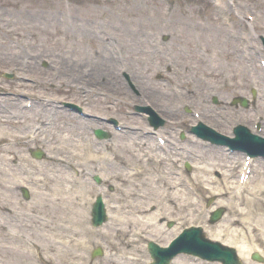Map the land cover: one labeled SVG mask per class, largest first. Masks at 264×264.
I'll return each mask as SVG.
<instances>
[{"label":"rangeland","instance_id":"1","mask_svg":"<svg viewBox=\"0 0 264 264\" xmlns=\"http://www.w3.org/2000/svg\"><path fill=\"white\" fill-rule=\"evenodd\" d=\"M247 15L252 17L251 22L246 20ZM255 32L264 35V0H0V90L8 92L0 95V110L11 112L9 117L1 112L0 131L3 128L4 132L0 136L10 141L15 138L26 141L6 143L5 148H0V165L7 163L20 177L19 181H13L10 190L0 189V264H142L148 259L146 237L165 242L172 231L182 226L205 225L203 201L222 189L227 193L220 198L221 204L228 210L216 227L206 228L209 235L243 247L246 253L247 249H258L264 256V160L252 159L251 175L245 183H240L238 174L246 156L206 146L194 136L188 139L195 144L187 141L183 145L193 160V175L180 173L179 185L170 177L167 161L160 158L159 171L155 173L163 176L158 184L163 193L159 194L163 196L161 204L156 203V211L150 213L147 205L153 200L146 203L142 200L144 212H137L148 224L134 225V231L118 237L111 232L113 235L107 237L90 232L93 230L87 221V208L99 190L90 178L96 171L115 186V191L105 196L110 216L117 212L112 207L124 204V197L129 194L153 191L145 182L149 167L154 166L152 161L142 157L146 165L142 169L136 163L137 156L133 159L131 156L144 147L140 140L133 141L139 132L130 135L123 130L114 131L112 141L97 147L91 134V128L99 126L96 116H115L122 126L144 130L147 128L144 120L131 114L132 104L150 102L171 122L180 113L182 123H193L194 117L185 114L181 107L201 104L195 101L194 80H198L195 75L212 74L216 76L215 84L219 83L220 75H227L225 78H234L230 81L232 87L236 83V87L246 88L247 82L238 80L239 73L242 69L250 70L253 79L256 71L237 49L252 47ZM163 34L170 36L165 42L161 39ZM196 40H201L204 48L201 50L208 53L209 62L205 57L192 56ZM222 56H228L227 60L217 63ZM196 58L200 63L196 64ZM43 59L47 62L44 67ZM167 64L173 69L168 81L155 80L154 74L159 70L164 72ZM4 71L13 73L14 78L3 77ZM122 71L128 73L138 95L127 86ZM102 75L107 82L100 85ZM97 81L99 86H94ZM198 81L205 87L206 82ZM226 92L232 93V89ZM22 93L33 97L35 102L34 109L26 110L25 115L18 109L22 100L17 94ZM62 101L80 105L90 117L62 108ZM195 112L205 123L209 122L205 108H196ZM64 114L63 119H55ZM42 121L45 125L39 124ZM60 126L64 129H58ZM37 132H41L40 136ZM158 134L162 135L160 132L152 135L155 141ZM66 135L81 143L79 157L72 160L81 163L85 198H75L76 189L71 188L68 178L65 184L62 178L58 179L67 172L60 162L47 161L48 154L71 160V145H63L62 138ZM27 146L43 148L46 156L43 160H30ZM149 150L155 154L154 147ZM5 155L8 160L1 161ZM85 159L87 163L83 162ZM136 167L142 172H136ZM215 170L220 174L218 180ZM165 176L169 181H165ZM207 181L210 185L205 184ZM23 183L30 192L27 200L18 189ZM185 197L197 202V209L191 215L188 207L181 206ZM50 198L75 201L80 212L71 203L60 211L50 204ZM4 199L15 204V208L4 205ZM34 201L51 218V230L58 231L55 238L41 229L38 222L41 217L31 220V213L23 212ZM4 207L10 210L5 211ZM12 209L20 210L21 218ZM128 209L125 206L124 211ZM51 211L56 212L55 217ZM158 215L173 220L174 229L164 230V223L157 222ZM107 226L109 230L112 227ZM18 236L26 240L21 241ZM97 243L104 246L106 253L89 262L88 249ZM172 264L207 263L180 255Z\"/></svg>","mask_w":264,"mask_h":264},{"label":"bare ground","instance_id":"2","mask_svg":"<svg viewBox=\"0 0 264 264\" xmlns=\"http://www.w3.org/2000/svg\"><path fill=\"white\" fill-rule=\"evenodd\" d=\"M1 107V106H0ZM1 112H4V111H1L0 110V117H1ZM6 117H9L11 115V112L10 111H7V112H4ZM19 115L21 113H18ZM22 115H25V113H23ZM61 117H64V116H58V118H61ZM25 123V122H24ZM71 127H75L73 124L69 125ZM60 130L64 129L62 126H60V128H58ZM66 131H67V128H66ZM0 132H4L3 128H1V131ZM41 132L38 133L37 132V135L40 136ZM57 133L54 132V135H56ZM4 138V137H1L0 136V140ZM63 145L66 146L67 143L71 145L70 148H72L73 150H69L72 154V157L70 158L72 160L73 157H79V149L81 147V143H80V140H77V139H73L70 140V136L69 135H66L64 136L63 138ZM19 138H15V140L13 141H10L8 140L7 143H13V142H19L18 141ZM6 145H0V148H5ZM51 155V154H50ZM54 157V158H53ZM54 162H60L65 168H66V163L67 162H70V160H64V158L62 159V157H58V156H52ZM87 158V157H86ZM8 160V157L7 155L3 156L1 161H7ZM20 161V159H18ZM83 162H87V159L83 160ZM20 163H18V161L16 162V165H19ZM76 166H81V163H75ZM25 172H28V173H31L32 171H29V170H24ZM5 176H7L9 178L6 179ZM62 177L58 178V179H61L64 180L63 184L66 183V178H68L69 180V183L70 185L72 186L71 188H74L76 189V192L75 193V198H85L84 197V190L80 189V184H81V181H77V182H73L71 181L70 177H69V174L65 171L64 173L61 174ZM46 179H49V177L47 176ZM20 180V177L16 175L15 172H12V169L8 166L7 163H4L2 165H0V189L4 190V192L6 190H10L11 189V184H13L14 182L13 181H19ZM73 191V190H71ZM83 192V193H82ZM225 192H221V194H224ZM129 195H132L129 194ZM5 201L3 202L4 205H7L9 207H13L15 208V204H11V203H6L7 199H4ZM57 199L55 198H50V204H53L54 205V208H57L61 211L62 207L71 203L73 206H75V208H77V210L79 209V207H77V204L75 205L74 202L75 201H70V200H67V198H64L60 201H56ZM189 201L190 200H184V205L182 206H189ZM38 207H39V211H38ZM124 208L125 206L124 205H119L117 206V208H115V210L117 211L116 214H114L113 218L111 219V223L110 225H112L111 229H107L105 230V232L103 233L104 235H106L107 237L108 236H112L113 233H111L112 231H119V232H126L127 231V227L128 225H131V224H136V225H140L141 223L139 222V218L136 216V212H137V208L136 207H131L129 208L128 210L124 211ZM189 209V212L193 213V209L191 207L188 208ZM12 211L14 212V210L12 209ZM31 213L29 215V217L31 218V220H35L37 219L38 217H41L42 219L39 222V226L41 227L42 230L46 231V232H49L50 236L52 238H55L58 231L54 230L52 231L51 230V218L48 216V213H46L45 211H42V208L38 205V202H35L32 203V205H29L25 208V210H23L24 213H26L27 215L29 214V212ZM34 211V213H33ZM59 211V212H60ZM79 211V210H78ZM80 212V211H79ZM16 215H21V211H15L14 212ZM59 214V213H58ZM51 216L52 217H55L56 216V212H53L51 211ZM18 218V217H17ZM80 218H82V215H80ZM30 220V221H31ZM50 230V231H49ZM19 238V236H18ZM21 241H25L26 239H24L23 237L19 238ZM244 252L243 249H241V253Z\"/></svg>","mask_w":264,"mask_h":264}]
</instances>
